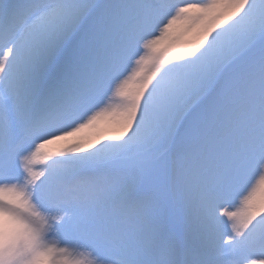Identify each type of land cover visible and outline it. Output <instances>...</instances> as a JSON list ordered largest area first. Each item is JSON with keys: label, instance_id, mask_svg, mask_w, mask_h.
Returning a JSON list of instances; mask_svg holds the SVG:
<instances>
[{"label": "snow or ice", "instance_id": "obj_1", "mask_svg": "<svg viewBox=\"0 0 264 264\" xmlns=\"http://www.w3.org/2000/svg\"><path fill=\"white\" fill-rule=\"evenodd\" d=\"M0 264H264V0H0Z\"/></svg>", "mask_w": 264, "mask_h": 264}]
</instances>
